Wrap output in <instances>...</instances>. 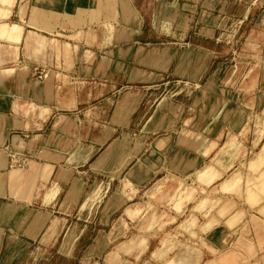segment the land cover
Here are the masks:
<instances>
[{"label":"rangeland","instance_id":"obj_1","mask_svg":"<svg viewBox=\"0 0 264 264\" xmlns=\"http://www.w3.org/2000/svg\"><path fill=\"white\" fill-rule=\"evenodd\" d=\"M135 3L142 8L144 31L134 48H117L126 63L100 59L98 92L116 94L100 96V130L110 140L73 171L72 182H82L81 191L69 198L75 208L49 210L51 218L35 240L26 236L10 242L0 264H264V194L259 191L264 99L256 98L264 92V0ZM111 44L100 42V57L113 56ZM48 69L32 66L29 71L32 78L44 80ZM90 88L97 90L94 84ZM114 124L120 137L112 144ZM164 134L199 138L202 153L218 154L212 164L225 173L216 177L209 193L200 190L203 199L197 202L201 208H216L214 250L197 239L198 224L182 225L176 218L161 222L160 214H150L154 206L161 213L164 199L173 202L176 192L185 190L182 179L168 174L157 185L174 193L152 198L144 195L151 174L147 181L139 171L128 178L130 166L141 156L142 167H156L155 179L162 177L160 169L167 171L169 160L163 166L144 160L152 138ZM72 148L79 156L80 146ZM260 153L257 165L253 159ZM80 162L78 157L75 164ZM208 163L201 159L197 167ZM185 178L191 185L192 178ZM129 179L141 188L131 191ZM225 179L226 191L221 185ZM193 190L190 186L188 194ZM210 196L215 199L209 201ZM135 203L134 213L141 215L130 224L127 209Z\"/></svg>","mask_w":264,"mask_h":264},{"label":"crops","instance_id":"obj_2","mask_svg":"<svg viewBox=\"0 0 264 264\" xmlns=\"http://www.w3.org/2000/svg\"><path fill=\"white\" fill-rule=\"evenodd\" d=\"M135 2L0 0V259L6 255L10 242L26 236L35 240L51 218L49 210L75 208L69 198L74 191H81L82 182H72L73 171L90 160L97 146L110 140L100 130V96L116 94L98 92L100 59L114 65L117 61L126 63L120 60V47L134 48L137 37L144 31L142 8ZM11 27L14 29L10 32ZM102 40L112 41L113 56L100 57ZM32 66L49 68L47 77L32 78L29 71ZM91 84L96 86V92L90 90ZM256 98L263 100L264 92H260V97L256 94ZM113 128L112 144L120 137L115 135V124ZM167 137L164 134L152 138L144 157L160 161L162 166L166 160L170 161L166 172L160 169L162 177L155 179L154 165L142 167L138 163L140 155L130 166L128 178L139 171L144 172L147 181L151 174L153 181L144 195L152 198L159 192L167 197L174 193L172 188L157 185L168 174L173 179H182L185 190L176 192L179 196L173 202L162 198V212H154V206L150 214L154 217L160 214L161 222L176 218L182 220V225L189 221L198 224L199 232H194L197 239L214 250L218 233L216 208H201L197 202L203 199L200 190L209 193L216 177L225 173L212 164L218 154L202 153L199 138ZM78 145L80 155L76 156L72 147ZM89 148L93 149L91 154ZM73 155L75 162L80 157L79 164L72 160ZM262 157L260 153L253 161L258 165ZM201 159L209 162L204 168L197 167ZM186 175L192 178L191 185ZM197 181L199 185L195 184ZM127 183L131 191L141 188V184L135 185L131 179ZM227 184V179L221 184L224 191ZM190 186L194 189L192 195L188 194ZM218 187H214L215 191ZM259 191L264 194V179ZM187 197L193 201H187ZM212 199L215 197L208 198ZM138 205L130 204L127 209L130 224L141 215L134 213Z\"/></svg>","mask_w":264,"mask_h":264},{"label":"built area","instance_id":"obj_3","mask_svg":"<svg viewBox=\"0 0 264 264\" xmlns=\"http://www.w3.org/2000/svg\"><path fill=\"white\" fill-rule=\"evenodd\" d=\"M12 163L15 165V164H17V161H13Z\"/></svg>","mask_w":264,"mask_h":264},{"label":"bare ground","instance_id":"obj_4","mask_svg":"<svg viewBox=\"0 0 264 264\" xmlns=\"http://www.w3.org/2000/svg\"><path fill=\"white\" fill-rule=\"evenodd\" d=\"M162 4V3H161ZM51 41V40H50ZM91 54V53H90ZM93 55V54H92ZM160 146V145H159Z\"/></svg>","mask_w":264,"mask_h":264}]
</instances>
